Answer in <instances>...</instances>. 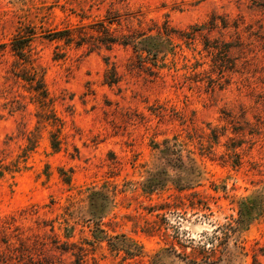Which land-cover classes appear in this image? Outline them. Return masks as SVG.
Returning <instances> with one entry per match:
<instances>
[{"label": "rangeland", "instance_id": "rangeland-1", "mask_svg": "<svg viewBox=\"0 0 264 264\" xmlns=\"http://www.w3.org/2000/svg\"><path fill=\"white\" fill-rule=\"evenodd\" d=\"M0 164V264H264V0H0Z\"/></svg>", "mask_w": 264, "mask_h": 264}, {"label": "trees", "instance_id": "trees-1", "mask_svg": "<svg viewBox=\"0 0 264 264\" xmlns=\"http://www.w3.org/2000/svg\"><path fill=\"white\" fill-rule=\"evenodd\" d=\"M118 1H123V0H118ZM109 24H112L114 22V19H110L107 21ZM101 27L99 29H96V31L103 32V37H101V41L104 44L107 45H113L116 42L123 43L124 45H131L133 49L140 55L141 61H145V57L148 55L152 56H157L159 52H161V44L162 42L166 41H172L173 39V33L172 31H167L161 33V31L158 34H153V33H148L147 31H134L131 32L130 34H124L121 36H114L113 33H111L110 27L107 26L105 21L100 22ZM74 29H64L60 30L57 32H54V38L57 39H65L67 43L72 42L75 39V35L73 34ZM90 35V32H85L80 34L79 38L81 42H86L88 41L87 36ZM91 36V35H90ZM29 40L26 38L16 40L14 42V47L13 50L15 51L16 55L19 57L26 59L27 51L26 48ZM93 45L96 43L92 42ZM147 52V54L144 56L143 53ZM43 82L40 79H36V90H41L39 91V95L41 93L44 95L46 94V89H43ZM59 143L55 140L52 143V146L55 150L59 149ZM4 171H3V165L0 164V177H2ZM242 208L240 209V213L242 215L241 222H245V211L250 207V204L246 199L243 201Z\"/></svg>", "mask_w": 264, "mask_h": 264}]
</instances>
